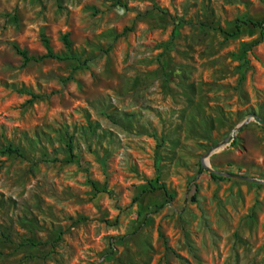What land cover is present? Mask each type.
Segmentation results:
<instances>
[{
  "label": "rangeland",
  "instance_id": "1",
  "mask_svg": "<svg viewBox=\"0 0 264 264\" xmlns=\"http://www.w3.org/2000/svg\"><path fill=\"white\" fill-rule=\"evenodd\" d=\"M249 19L264 0H0V147L24 154L0 152V264H264V181L202 164L264 180L255 120L206 157L264 119ZM45 38L65 58L25 63Z\"/></svg>",
  "mask_w": 264,
  "mask_h": 264
},
{
  "label": "trees",
  "instance_id": "2",
  "mask_svg": "<svg viewBox=\"0 0 264 264\" xmlns=\"http://www.w3.org/2000/svg\"><path fill=\"white\" fill-rule=\"evenodd\" d=\"M244 23L245 24H252L253 26L260 27L261 29H264V19H262V20L249 19V20L244 21ZM63 40H64V43H65V46L68 49H70L72 43H71V41H70V39L68 37V34L64 35ZM44 42H45V45H46V48H47V53L42 54V55H31V54H29V51L27 49L21 48L18 45H16L15 48H16L17 52L22 55L25 63H28L30 61H40L43 58H47V57H53V58H58V59H64L65 58V56H61L59 54H55L51 50V47L49 45V40L47 38L44 39ZM68 137H69V140L67 142V146L69 148V151L72 152L73 151V144H72L73 143V138L71 137L70 134L68 135ZM0 152H8V153L16 154V155H19V156H23L24 155L20 148L13 147V146H8L5 149L0 147ZM209 174L214 179H223L224 178V176L222 174L218 173L217 171H210L209 170ZM154 187H155V189L163 190V192L165 194H168L170 197L173 196V193H171V194L169 193L168 188H167L165 183H161L159 186H154ZM191 191L193 192V199H196V196H197V193H198V184H194V187L192 188ZM27 210H29V212L31 213L32 216H28L27 214H25L24 218L27 220L26 222L27 223H31V222H33V220L34 221L36 220L37 222H39L38 216L33 215L32 209L30 207H27ZM61 235H62V232L57 236V238L55 240H52V242L57 241L58 239H60ZM32 244H34V243L32 242Z\"/></svg>",
  "mask_w": 264,
  "mask_h": 264
},
{
  "label": "water",
  "instance_id": "3",
  "mask_svg": "<svg viewBox=\"0 0 264 264\" xmlns=\"http://www.w3.org/2000/svg\"><path fill=\"white\" fill-rule=\"evenodd\" d=\"M251 120H255L257 121L259 124L264 126V119L261 118L259 115H257L256 113H253L249 118H247L245 121H243L242 123H240L233 131L232 135H230L229 137H227L224 141L218 143L217 145L213 146L212 148H210L207 153H206V157H208L213 150H215L217 147L226 144L245 124H247L248 122H250ZM203 166L207 167L210 171H217L218 173L224 175V176H228V177H233V178H239V179H245V180H255V181H264L261 179H257L255 177H251L248 176L246 174H239V173H234V172H223L220 170H215L213 168H211L210 166H208L205 163V160H203L202 162Z\"/></svg>",
  "mask_w": 264,
  "mask_h": 264
},
{
  "label": "bare ground",
  "instance_id": "4",
  "mask_svg": "<svg viewBox=\"0 0 264 264\" xmlns=\"http://www.w3.org/2000/svg\"><path fill=\"white\" fill-rule=\"evenodd\" d=\"M205 163H206V162H205ZM207 163H208V160H207ZM207 163H206V164H207ZM207 165H208V164H207Z\"/></svg>",
  "mask_w": 264,
  "mask_h": 264
}]
</instances>
